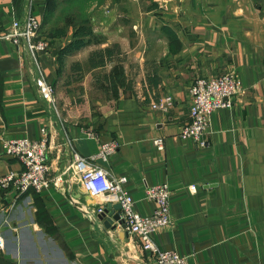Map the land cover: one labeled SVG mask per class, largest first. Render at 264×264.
<instances>
[{"label": "crops", "instance_id": "crops-1", "mask_svg": "<svg viewBox=\"0 0 264 264\" xmlns=\"http://www.w3.org/2000/svg\"><path fill=\"white\" fill-rule=\"evenodd\" d=\"M69 2H35L47 52L35 57L25 39L0 40V175L24 167L4 151V139L40 138L47 128L57 142L48 152L52 176L64 172L72 147L95 156L101 144L116 141L108 160L99 161L128 177L140 214L155 209L148 186L167 183L172 190L173 223L154 234L161 248L177 250L189 264H264V0H98L85 10L91 33L78 37V14H64ZM28 4L0 0V30L24 20ZM60 12L64 22L57 21ZM78 39L80 46L60 55ZM115 44L120 57L91 65L92 51ZM119 60L129 87L92 99L86 113L78 106L61 113L40 90L45 76L67 92L79 62L89 92L112 94L98 87L99 75ZM229 69L237 70L245 92L212 113L208 146L182 139L194 80ZM169 93L170 111L151 107ZM157 137L165 140L162 150ZM62 185L18 197L0 186V264H155L135 235L99 217L101 206L120 213L111 196H90L68 180Z\"/></svg>", "mask_w": 264, "mask_h": 264}, {"label": "built area", "instance_id": "built-area-1", "mask_svg": "<svg viewBox=\"0 0 264 264\" xmlns=\"http://www.w3.org/2000/svg\"><path fill=\"white\" fill-rule=\"evenodd\" d=\"M36 0H29L24 20L16 19L12 25L0 30V40H13L18 43L25 39L31 53L37 57L41 51L50 49V39L41 33V19L35 13ZM40 90L43 96L54 103L55 87L45 76L42 77ZM245 92L239 74L229 69L222 74L197 77L190 87L189 119L182 125L179 136L182 139H193L198 146L210 144L209 127L212 113L233 105V96ZM175 105L173 94H166L151 107L168 112ZM90 135L94 133L89 132ZM159 149H164V138L154 140ZM57 145L56 139L47 128L40 138L20 137L4 139L3 148L7 154L17 157L24 167L18 171L11 170L0 175V186L12 187L15 196L34 189L41 191L44 187L54 184L61 188L65 180L80 185L90 196L109 195L121 204L120 216L128 233L137 237L142 248L154 258L155 264H189L187 256L175 249H163L154 238L155 232L172 225L170 198L172 190L167 183L151 185L146 188V196L155 202V209L150 215H142L135 209V200L127 190L128 177L115 175L99 159L106 161L118 147L116 141L101 144L95 156H86L72 147V159L63 173L52 176L48 161V152ZM104 207L98 208V212ZM7 221V219H6ZM4 237L0 232V246H4Z\"/></svg>", "mask_w": 264, "mask_h": 264}, {"label": "rangeland", "instance_id": "rangeland-1", "mask_svg": "<svg viewBox=\"0 0 264 264\" xmlns=\"http://www.w3.org/2000/svg\"><path fill=\"white\" fill-rule=\"evenodd\" d=\"M70 2L67 3L65 6V12H70V11H75L78 16H79V20L81 21L83 16L86 15V11L90 4L97 2L98 0H69ZM85 11V12H84ZM63 14V15H64ZM61 17V12L59 13V16H57V21H65L64 18L65 16ZM81 70V69H80ZM80 70H76L75 68L71 70V72L69 71V76L67 77L66 81L68 82V91L64 92L63 94L57 90L55 91L54 94V104L57 106L58 110L63 113L65 109V107L67 108H82V110L86 107L85 112L88 111L87 109V104H90V107L93 106V101L100 97L101 99H109L112 98V94L109 92H106L104 90H102V85L105 82V78L103 76L104 73H100L99 75V85H94V89L96 90V86H98L100 88V90L98 92L92 93L89 92L90 91V87H91V83L89 81H85V77L84 72L82 73ZM103 78V79H102ZM56 90V89H55ZM93 99V101H92ZM91 100V101H90ZM77 104V105H76Z\"/></svg>", "mask_w": 264, "mask_h": 264}, {"label": "trees", "instance_id": "trees-1", "mask_svg": "<svg viewBox=\"0 0 264 264\" xmlns=\"http://www.w3.org/2000/svg\"><path fill=\"white\" fill-rule=\"evenodd\" d=\"M48 1V0H47ZM51 0H49L50 2ZM74 1V0H73ZM79 1V0H78ZM83 1V0H82ZM85 2V0H84ZM51 8L55 6L54 2L50 4ZM85 12V11H84ZM77 25V26H76ZM75 25V37L89 35L91 33V27L89 23V18L86 15L83 16L82 20H79V24ZM83 40L78 39L74 44L70 45L65 50H62L61 56L67 53V50L73 47H78L82 44ZM122 51L120 47L115 44L113 46L105 47L102 49H97L91 52L90 62L92 66H102L111 60L113 57H120ZM80 70L81 64L79 62L73 64V69ZM105 82L102 87H108L112 95L117 97L119 95V88L122 86L129 87L128 76L125 72V68L121 60L117 61L111 71L106 75L103 74ZM100 79V78H99ZM103 79V78H102ZM132 83V82H131Z\"/></svg>", "mask_w": 264, "mask_h": 264}, {"label": "water", "instance_id": "water-1", "mask_svg": "<svg viewBox=\"0 0 264 264\" xmlns=\"http://www.w3.org/2000/svg\"><path fill=\"white\" fill-rule=\"evenodd\" d=\"M113 207L116 210H119V209H121V204L120 203H116ZM99 217L102 218V219H105V224L107 226H111L116 221L117 223H120L122 225V227H124V224L122 223V219H121L120 213L118 211L115 212V213L110 212V207H108V206L104 207L103 211L99 212Z\"/></svg>", "mask_w": 264, "mask_h": 264}]
</instances>
